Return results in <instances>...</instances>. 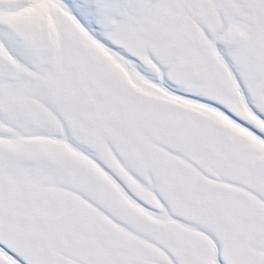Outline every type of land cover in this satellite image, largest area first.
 <instances>
[{"label":"snow or ice","instance_id":"snow-or-ice-1","mask_svg":"<svg viewBox=\"0 0 264 264\" xmlns=\"http://www.w3.org/2000/svg\"><path fill=\"white\" fill-rule=\"evenodd\" d=\"M0 264H264V0H0Z\"/></svg>","mask_w":264,"mask_h":264}]
</instances>
